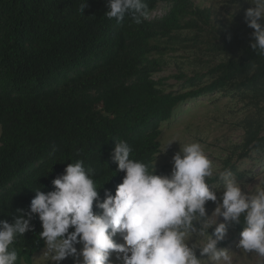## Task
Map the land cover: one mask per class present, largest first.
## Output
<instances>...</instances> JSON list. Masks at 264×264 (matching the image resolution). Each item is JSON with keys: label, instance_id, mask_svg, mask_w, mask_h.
<instances>
[{"label": "trees", "instance_id": "16d2710c", "mask_svg": "<svg viewBox=\"0 0 264 264\" xmlns=\"http://www.w3.org/2000/svg\"><path fill=\"white\" fill-rule=\"evenodd\" d=\"M82 2L0 0V220L30 210L35 190L53 191L52 180L76 161L93 170L101 201L105 191L115 195L125 175L111 159L119 141L132 149L130 159L170 175L154 164L162 123L210 93L238 92L248 110L239 157L264 144V55L251 49L254 29L241 19L247 0H234L237 14L224 18L195 0H145L149 13L162 2L167 11L141 24L131 12L109 19L108 0H87L84 13ZM171 60L181 90L167 91L168 77L155 76ZM235 166L229 156L222 170ZM93 210L102 211L95 202ZM31 224L12 246L17 264H33L45 246L38 214Z\"/></svg>", "mask_w": 264, "mask_h": 264}, {"label": "clouds", "instance_id": "9594fccd", "mask_svg": "<svg viewBox=\"0 0 264 264\" xmlns=\"http://www.w3.org/2000/svg\"><path fill=\"white\" fill-rule=\"evenodd\" d=\"M247 2L253 5L245 12V22L254 29L250 47L264 55V0ZM88 6L83 0L79 11ZM107 8L109 19L122 21L131 12L136 24L167 11L159 5L149 13L145 0H108ZM131 151L127 142L119 141L111 153L117 171L125 173L115 195L105 191L101 201L93 170L76 161L52 180L53 191L35 190L30 210L18 209L11 223L0 220V264H17L12 246L33 230L36 214L42 226L39 238L54 264L69 257L73 264H203L205 259L233 264L231 251L219 245L236 225H243L237 249L264 257V186L258 183L245 192L226 168L217 171L222 191L213 190L207 179L213 177L214 166L199 142L181 144L170 175L149 171L145 163L130 159ZM209 201L216 204L210 216ZM94 202L101 213L94 212Z\"/></svg>", "mask_w": 264, "mask_h": 264}, {"label": "rangeland", "instance_id": "374dc122", "mask_svg": "<svg viewBox=\"0 0 264 264\" xmlns=\"http://www.w3.org/2000/svg\"><path fill=\"white\" fill-rule=\"evenodd\" d=\"M233 1L195 0L199 5L216 7L223 18L233 13L237 14ZM164 5L160 4L162 9H164ZM243 7L247 10L252 6L248 2H244ZM162 9L159 8L157 12L163 13ZM238 11L241 12V9ZM241 19L245 20V15ZM183 60L186 61V59ZM176 61L178 62L179 59ZM176 71L177 64L175 60H171L168 67L155 75L156 77H168L166 80L167 91L183 89L184 85L181 80L170 77ZM238 94V92L229 95L225 92H215L180 104L174 115L162 123L161 148L160 152L156 154L155 168L165 167L171 172L173 167L172 158L180 151L181 144L199 142L205 154L213 163V176L217 174V171L222 170L225 158L232 156V162L236 164L232 172L235 179L242 184L245 192L254 190L258 183L264 186V144L261 147L252 149L248 156L239 157L241 148L238 145L244 137V130L239 125V121L248 110L244 107V103L240 99L241 97H238ZM210 186L213 190L220 192L223 184L218 178ZM215 207V203L211 201L207 203L206 209L209 216ZM220 219L222 220V218ZM212 231L213 229L209 230V233L211 234ZM240 233L235 234V231L230 227L226 238L228 242L224 247L222 246L231 251L233 264H264V257L252 253L245 254L237 249L236 245L241 239ZM116 240L122 242L119 236L116 237ZM80 247V245H77L78 249ZM197 254L199 255V253ZM115 255L113 253L111 257L113 260ZM33 264H54V262L51 261L50 254H46L44 247L34 256ZM61 264H73V259L69 257ZM115 264H119V262L117 261ZM203 264H213V262L205 259Z\"/></svg>", "mask_w": 264, "mask_h": 264}]
</instances>
